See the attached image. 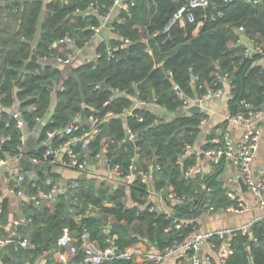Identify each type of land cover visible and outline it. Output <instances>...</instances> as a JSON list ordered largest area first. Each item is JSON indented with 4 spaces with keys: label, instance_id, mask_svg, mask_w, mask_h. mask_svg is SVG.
Wrapping results in <instances>:
<instances>
[{
    "label": "trees",
    "instance_id": "16d2710c",
    "mask_svg": "<svg viewBox=\"0 0 264 264\" xmlns=\"http://www.w3.org/2000/svg\"><path fill=\"white\" fill-rule=\"evenodd\" d=\"M89 1L0 0V156L14 153L20 142L21 131L8 111L14 101H18L28 128L40 126L38 137L29 135L27 139V152L36 155L45 150L40 140L46 130L62 127L77 115L85 123L90 114L103 119L110 112L101 120V133L88 141L91 155L106 143L113 161L125 168L136 153L137 169L149 172L151 186L171 185L181 199L167 201L169 212H165L153 208V203L146 199L148 186L138 174L126 184L97 181L94 175L76 170L73 176L78 181L76 188L71 190L67 186L54 201H44L38 206L23 201L24 214L31 220L26 228L18 224L17 229L31 245L21 246L11 239L6 246L11 264L31 263L43 253L55 250L64 227L77 244L82 234L102 247L108 244V237L115 236L113 240L120 249L143 242L149 249L163 250L181 239L198 225L206 197L216 209L232 200L228 186L220 178L224 159L212 164V171L191 176H185L184 172L197 163L196 155L191 153L177 162L186 143L194 145L206 113L176 110L181 100L172 85H177L185 96L197 98L208 88L223 85L221 71L230 81L226 88L229 115L239 111L247 114L261 108L264 102V67L258 54L251 57L244 54L246 42L237 30L242 26L243 34L255 38L264 47V0L256 4L246 0H212L206 9L194 10V22H187L184 27L174 24L167 32L162 30L179 1L157 0L154 9L151 0H135L134 5L121 11L124 20L114 21L122 35L130 39L128 46L111 56L106 54L105 44L101 42L96 47L100 56L73 63L70 72L65 73L63 64L52 57L72 48L54 42L70 35L75 46H83L91 33L86 25L94 19L78 14L75 8L83 9ZM146 29L149 33L160 31L156 37L158 46L149 38L152 53L145 50L142 39L147 35ZM33 47L36 60L31 59ZM114 88L126 94L110 97ZM51 89L56 90L53 96ZM134 94L155 97L164 105V111L146 106L124 114ZM32 104L33 110L29 109ZM226 122L227 119L223 121ZM127 127L135 133L133 140L128 138ZM211 137L212 133L207 139ZM66 138L54 137L51 144L58 146ZM208 145L210 141L204 147ZM21 165L34 168L42 180L61 176L52 164L39 167L21 160ZM34 183L35 179L28 176L25 185L31 191L38 189ZM0 207V226L5 227L16 217L14 199L6 193L0 194ZM95 212L110 223V228ZM179 220L189 222L177 227ZM3 234L0 229V236ZM231 247L226 264H264V219L253 221L246 232L235 233ZM100 264L137 263L113 258ZM212 264H218L214 258Z\"/></svg>",
    "mask_w": 264,
    "mask_h": 264
},
{
    "label": "built area",
    "instance_id": "2783aa9c",
    "mask_svg": "<svg viewBox=\"0 0 264 264\" xmlns=\"http://www.w3.org/2000/svg\"><path fill=\"white\" fill-rule=\"evenodd\" d=\"M67 2V0H64ZM104 0H91L85 8H75V11L80 14H86L92 16L94 22L89 21L86 25L91 33L88 38L85 39L83 46H75V40L70 35H65L62 38L54 42L62 43L66 47L72 48L64 54H56L52 57L56 62L63 65H71L77 62H84L87 60L96 59L100 56L101 52L96 50V47L102 42L105 44V52L107 55H115L117 51L124 49L130 43V39L122 35L121 31L116 27L114 21L122 22L124 17L120 14L122 10H127L130 6L134 5L135 0H109L108 3H103ZM154 4V9L157 5V0H151ZM179 1V5L174 10L173 14L164 26L163 32H167L171 26L177 24L184 27L187 22H194L195 9H206L212 0H176ZM250 4H256L261 0H246ZM217 13H220L217 10ZM146 27V26H145ZM102 29H106V37L99 35ZM237 30L241 33L242 40L246 42L244 54L251 57L253 54H258L261 64L264 67V47L255 38L246 36L241 31L243 27L239 26ZM147 35L142 39L145 42V50L149 53L153 52L149 38L154 41L155 45H159L156 37L160 33L159 30H155L151 33L147 32ZM166 38H164L165 40ZM162 41V40H161ZM85 47H92V52L82 54ZM170 74V72H169ZM220 81L223 82L222 86L214 88H208L201 96L197 98H191L185 96L177 87L173 84L172 88L181 100V104L176 108L179 112H190V107L195 104L198 99L199 107L203 106L205 100L212 98H221L226 95V87L224 83L230 85V81L226 78L225 74H220ZM98 85V84H97ZM60 89H63L62 85L58 84ZM55 89H51L52 96L55 94ZM126 94L124 90L114 88L110 97L115 94ZM149 106L156 111H164V105L159 103L155 97L142 98L137 94L131 96V104L124 109V114L131 113L135 108H142ZM29 109H35V105H30ZM8 111L10 117L14 120L15 126L20 129L19 136L20 142L16 146L14 153H7L5 156H0V175L4 177L6 183V189L9 193L23 201L28 200L34 206H38L44 201L52 202L59 193L64 191L63 185L60 179L47 177L42 180L43 187L40 188V183L37 179L35 183L38 186L37 191H31L25 182L28 178L26 170H22V167L15 162L24 160L34 164L35 166L45 167L51 164L69 167L77 170L78 172L91 173L94 176H101L103 180L113 181L115 183H129L135 174L140 175L141 180L148 186L146 199L150 200L152 207L157 209L156 203H164L167 201L174 202L181 198L177 196L171 185H164L158 188L151 186L149 180V172L143 168L138 167L136 153L132 155L129 162L122 168L119 162H115L109 152L106 143L101 144L99 150L91 155V151L88 147V141L101 133V120L107 118L111 113L108 112L103 119H98L94 114H90L85 123H81L79 116L74 117L70 122L62 127H55L46 130L45 137L41 138L40 145L45 146V150L42 154H29L27 148V133L28 121L23 117L22 109L18 105V101H14L10 104ZM2 109L0 108V116ZM264 114V102L261 108L249 111L245 114L242 111L237 112L234 115H228L227 121L236 124L242 123L243 132L240 138L233 139L227 129L221 130L219 133L213 135L210 138L211 146L202 151L196 150L194 145L186 143L183 149V153L177 157V162L180 163L182 158L186 155L194 153L199 160L200 154L207 155V158L211 164H217L222 159H229L238 169L240 175L253 196L257 198L256 206L260 211V215L253 221L258 219H264V164L260 167L254 166V159L259 146V139L262 133L261 124L259 120L263 118ZM39 121L40 118H37ZM141 120V116L138 118ZM84 124L87 127H84ZM126 133L129 139L135 138V133L127 127ZM67 138L58 146H53L51 140L54 137ZM52 155V156H51ZM156 167H159L157 165ZM196 171V164L190 165L185 170V176H191ZM34 179L35 177H31ZM78 181L75 178H71L67 183L72 189L76 188ZM47 185V189H45ZM66 186V187H67ZM207 191L209 188H206ZM228 196L232 202L219 209L214 208L210 202L209 197H206L204 201V207L207 211H222L230 213H240L250 208L249 201L238 192L234 190H228ZM22 202V201H21ZM161 210L169 212V209L161 207ZM1 211V207H0ZM31 218L28 216L24 219L14 217L12 222L14 228L12 229V236L17 239L21 246H29L31 243L25 235L17 229L18 224H28ZM252 221V222H253ZM182 222H189L179 220L175 225L180 227ZM244 223L236 227H219L215 229H203L198 225L193 226V229L183 236L181 239H176L173 243L163 250H149L141 249L135 243L124 249H120L114 242V237H108V244L102 247L96 240H91L86 234L81 235V241L76 243V239L69 233L67 227L63 228V232L58 239V247L55 249L57 258H55L54 264H100L105 260L128 259L137 264H160L166 256L176 255L178 258V264H212L213 257L208 253H203L202 244L207 242L210 247L215 250L217 255L218 264H226L228 256L232 253L231 238L232 236L241 231L246 232L251 223ZM198 223V221H197ZM10 236V235H9ZM0 236V248L4 244V240ZM60 246H65V250L62 252ZM80 256V257H79ZM182 258V261L180 259Z\"/></svg>",
    "mask_w": 264,
    "mask_h": 264
},
{
    "label": "crops",
    "instance_id": "0c3cea01",
    "mask_svg": "<svg viewBox=\"0 0 264 264\" xmlns=\"http://www.w3.org/2000/svg\"><path fill=\"white\" fill-rule=\"evenodd\" d=\"M83 53H91L92 51L89 50V47H85L82 49ZM65 73H69L71 70V65H63ZM224 86L226 88L229 87V84L224 83ZM52 110V108H51ZM50 110V112H51ZM200 110L205 111L206 115L202 118L200 122V131L195 139L194 142V148L196 150L202 151L203 149H207L204 147V144L209 141L208 135L212 133V136L219 133L223 129H227L230 133V136L233 139H238L241 137L243 132L242 123H236L233 124L229 121L226 123H223L224 120L227 119V116L229 115V111L227 108V101H226V95L217 99L212 98L209 100H205L203 103V106L200 108ZM46 115V117H48ZM259 123L261 124L262 133L259 139V146L256 152V156L254 159V166L260 167L264 164V114L263 118L259 120ZM40 126H36L31 129H27V139L29 135H33L35 137H38ZM28 141V140H27ZM211 144V143H210ZM211 145H208L207 147H210ZM225 162L222 163L220 166L221 174L220 178L223 180L224 184L228 186L229 190H234L235 192H238L240 195H243L250 203V208L240 212V213H230V212H222V211H207L204 210L201 212V214L198 217V224L203 229H215L219 227H236L240 226L244 223H250L252 222L257 216L260 215V211L256 206L257 198L251 194V192L248 189L243 190L240 182L239 177H241L240 172L236 168V166L229 160L224 159ZM15 164L22 167V170H26L27 174L30 177H35L34 179H39L42 182V179L40 176L37 175L34 168L28 169L25 166L21 165V161H16ZM35 166V165H34ZM46 167V166H45ZM52 168L55 169L57 172L60 173V177H57L56 179H60L64 190L66 189L67 183L76 173L75 169L64 167L60 165L52 164ZM213 165L209 162L207 155L200 154L199 160L196 163V171L193 175H195L198 172L202 173H208L212 171ZM91 174V173H88ZM47 179V177H46ZM43 187V184L40 185V188ZM10 195L14 199L15 203V212L16 217L20 219H24V208L23 206V199H19L15 197L13 194L9 193L6 189V183L3 176L0 175V194ZM22 201V202H21ZM164 203H156V207H165ZM111 218H109V221ZM3 226V225H1ZM0 226V227H1ZM4 227V226H3ZM14 228L13 222H8L7 225L4 227V234L2 235V239L5 241L2 247L0 248V264H11L9 259H11L9 251L6 249V246L11 241V239H15L12 234V229ZM10 235V236H9ZM75 239V238H74ZM17 240V239H16ZM141 249H149L147 245L143 242H137L136 244ZM65 250V249H64ZM62 250V252L64 251ZM154 250V249H149ZM202 251L203 253L210 254L214 260L217 262V255L215 250L210 247L209 243L205 242L202 244ZM4 253H7V257L3 260ZM58 255H56L55 250L52 252H46L42 255L38 256L33 262L26 263V264H54L55 258H57ZM178 258L176 255H168L165 257V259L160 264H178ZM182 261V258L180 259Z\"/></svg>",
    "mask_w": 264,
    "mask_h": 264
},
{
    "label": "water",
    "instance_id": "95a60500",
    "mask_svg": "<svg viewBox=\"0 0 264 264\" xmlns=\"http://www.w3.org/2000/svg\"><path fill=\"white\" fill-rule=\"evenodd\" d=\"M99 35L102 36V37H106V29H102V30L99 32ZM31 59H34V60L37 59V55H36V53H35V47L32 48ZM220 74H222L221 71H220ZM21 75H22V73H21ZM21 75H20V77H21ZM20 77H19V78H20ZM101 84L104 85V86H107L104 82H102ZM199 102H200V101L197 99V100L195 101V104H194L192 107H190V110H191V111H200ZM51 156H52V155H51ZM37 181H38V183H40V185H42V182H41L39 179H37ZM239 182H240V185H241V187H242L243 190L247 189V187H246V185H245V183H244L242 177H239ZM109 196H110V194H109ZM106 203H107V205H109V201H107ZM94 215L97 216V217L102 221L103 224H106L107 228H110V226H111L110 223H108V222L106 223V220L103 219V217H102L101 215H99V214L96 213V212L94 213ZM22 226L26 228V224H22ZM0 229H1L3 232L5 231L3 226H1ZM64 248H65V246H60V250H61V251L64 250ZM6 257H7V253H4V256H3L2 259L4 260Z\"/></svg>",
    "mask_w": 264,
    "mask_h": 264
},
{
    "label": "rangeland",
    "instance_id": "374dc122",
    "mask_svg": "<svg viewBox=\"0 0 264 264\" xmlns=\"http://www.w3.org/2000/svg\"><path fill=\"white\" fill-rule=\"evenodd\" d=\"M89 50H92V47H89ZM77 62V61H76ZM38 122H39V120H38ZM91 175V174H90ZM93 175V174H92ZM96 179H97V181H100L101 179L103 180V178H101V176H94Z\"/></svg>",
    "mask_w": 264,
    "mask_h": 264
}]
</instances>
